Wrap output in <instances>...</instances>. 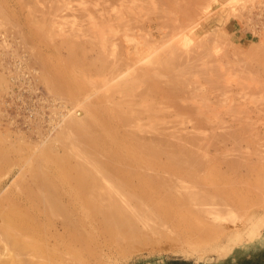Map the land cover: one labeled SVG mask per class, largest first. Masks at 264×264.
Masks as SVG:
<instances>
[{
	"label": "rangeland",
	"instance_id": "1",
	"mask_svg": "<svg viewBox=\"0 0 264 264\" xmlns=\"http://www.w3.org/2000/svg\"><path fill=\"white\" fill-rule=\"evenodd\" d=\"M33 1L0 0V264H264V0ZM87 107L103 125L85 137L111 132L113 125L111 133L149 145L143 151L155 160L139 170L146 185L169 184L179 166L165 157L182 153L192 162L185 167L212 183L206 186L210 197H233L225 198L233 203L223 217V231L203 242L187 241L185 220L178 228L186 226L188 232L172 231L170 223L177 227V220L163 211V198L152 195L135 197L142 207L134 203L127 212H149L142 210L140 220L130 214L134 220L129 217L128 224V217L116 219L120 225L99 218L93 208L88 209L96 215L87 210L91 224L88 219L80 224L75 216L77 232L88 231V238L93 233L89 241L85 233L76 238L75 227L64 222L68 211L71 221L79 207L87 208L85 197L76 199L75 210L71 205L55 210L53 223L46 218V225L36 229L40 232L19 237L20 231L11 230L7 224L18 205L27 206L24 198L30 204L47 194L37 172L43 155L64 153L67 170L84 171L92 163L111 177V157L88 149L85 137L70 130ZM124 119H132L133 126H122ZM187 140L194 148L185 146ZM117 180L141 196L138 186ZM177 182L159 190L176 192ZM33 188L40 193L35 198ZM90 215L96 216L94 223ZM51 231L73 236L59 239ZM8 234L11 245L22 240L23 254L20 246L7 244ZM57 240H62L58 251L68 252L64 258ZM72 247L79 248L81 263L65 261L67 254L76 255Z\"/></svg>",
	"mask_w": 264,
	"mask_h": 264
},
{
	"label": "bare ground",
	"instance_id": "2",
	"mask_svg": "<svg viewBox=\"0 0 264 264\" xmlns=\"http://www.w3.org/2000/svg\"><path fill=\"white\" fill-rule=\"evenodd\" d=\"M34 1H37V0H34ZM49 1L47 0V3ZM50 2H49V4H50ZM34 3H39V0H38V2H34ZM56 10L57 9H55V11ZM83 42L85 43V41H83ZM65 43H66V45L68 44V42H65ZM82 45H84V47H87V45L85 46V44H82ZM82 45H79V47L82 46ZM124 45H122L123 48H124ZM68 46H69V44H68ZM88 46H90V45L88 44ZM126 46H128V45H126ZM73 47H74V45H73ZM79 50H80V48H79ZM87 50H88V48H86V49L84 48V49H82V52L85 51L87 53L89 51V50L88 51ZM134 50H135V53H137V54L140 53V51H138L139 49L136 50V48H135ZM89 52H91V51H89ZM127 52H129V51L127 50ZM131 52L134 53V51H131ZM94 54H96V53H94ZM96 55H92V57L93 56L95 57ZM92 60H93V58H92ZM89 62L91 63V61H89ZM89 62H88V65H92ZM98 62H99L98 64L100 66H102V64H103L102 61L100 62V60H98ZM96 63H97V61L93 65L97 66L98 64H96ZM84 111L85 112L83 113L84 115L82 117L80 116L79 118H74L75 120L73 119L71 124H70V130L74 129L75 131H77L80 134H82L83 137H85L84 135H86L87 133H90V130H94V131L97 130L98 129L97 127H98L99 124L103 125V122H100L101 119L99 120L98 117H96V115L92 111H90L88 107ZM137 119L138 118H136L135 121ZM131 121H133V120L131 119V120H128L126 122V120L124 119L123 122H126V123H122L121 125L122 126L123 125L126 126V124L128 125V123H129V125L131 126V124H130ZM132 126H133V123H132ZM115 128H116V126H115ZM68 129H67V131H68ZM109 130L111 132L114 131L113 125H109ZM64 131H63V133H64ZM111 132H106V134H101V135H100V132H98L97 136H92L91 135V136L85 137V139H84V144H85L86 147H88V149H92V151L101 150L102 152L107 153L108 156L111 157V161L110 162L113 164L114 169L111 170L112 173H111V177L110 178H109V172L108 171H105V170H103L101 168H97L96 166L91 165L92 163H89V165H87V167H89L90 169L86 168L84 171L83 170L78 171L76 169L74 172H72L70 170H67L68 167L70 168V165H69V162L67 161L66 155L64 153L61 156H59V154H58V156L54 155V154H52L53 152H50V153H48L46 155H43L42 156L43 158L42 157L41 158L44 159L46 157L45 158V162L42 161V159L40 158L41 160L39 159L37 163L39 165L40 164L41 165L39 166V165H37V163H36V165H37V168H38L37 172L39 171L40 172L39 176L42 177L41 178V180H42L41 183H43V185L45 184V186H46V187L45 186L42 187L43 186L42 185L41 187L43 189L45 188V191H46L45 193H47V194L42 196V193H43V191H42V193H41L42 197L39 198L40 200L36 198L38 201L34 202L35 196H39L40 193L38 195V193L35 192L36 190L33 188L34 193H37V194L34 195V198H32L34 200H33V202H30V204L28 202L31 199H29L28 197L27 198L29 200L24 198L25 200L28 201L27 202V206L25 207V203H24V206H23V207H25L24 208L25 213L23 212L24 210L22 209L23 210L22 211L23 215H21V208H23V207H20V205H18V210L20 209L19 210L20 212L18 211L14 215L12 220L9 221V223L7 222L8 223L7 225L10 228H12L11 230L20 231L21 233L18 232V235L20 234L19 237H23L28 232H29L30 235H31V233L34 234V233L38 232L39 229L37 231H36V229L39 228L41 223L43 224L44 221H45V225H46V221H47L46 218L48 220L52 218L51 219L52 221L55 220V218H53L55 210H60V208L62 209L61 206H64V207L65 206L66 207L69 206L70 207V205H71L72 208L73 207L75 208L76 204L77 203L79 204V202H78L79 200L78 201L76 200L79 197L80 198L81 197H85L86 200L87 201L90 200V202L88 203L85 200L86 204L80 203V205L84 204L87 207V208H84V209H86V211L84 209H82L84 206L82 208L79 207L80 210L76 208L79 211H81V209L83 211L78 213L77 210H76V214L74 216L71 214V218L74 217L73 220L71 219L72 222L74 221L75 216H76L75 220L80 221V224L81 223L82 224L85 223V221L87 219H88L87 223H89V214L88 213L92 211V210L89 211V209L93 208L94 209L93 211H96L97 215L95 213L91 212L92 215L94 214V215L98 216L99 218H106L108 220L111 219V222H114L116 219H119L121 216L128 217V218H125V220L127 219V221H126L127 223L123 222L121 220L123 222V224L124 223L128 224V222H130L129 221V217L132 218L131 220H134L135 217L138 220H140L141 219L140 216L143 215L142 214V210H143V212L146 211V210L144 211V209H139L138 208L139 210H141L140 216L138 215L137 212L136 213H128L127 212V211L131 212L134 209L135 204L137 205V203L140 204V206L138 205L139 207H142V204H141L143 202V201H141L142 199L137 202L135 200V197L136 198H139V197L140 198L141 197L144 198V197H150V195H152V196H156V197H160L161 196L163 198V200L160 201L159 203H160V206L162 208H164L163 211H165V213L168 214V216H169L170 213H171L170 216L173 214V217L171 216L172 219L173 220L174 219L177 220V221H175V224L178 222L177 223V227L174 225L173 222L170 223V224L173 225V226L171 225L172 228H173L172 231L174 230V228L176 230L178 227H180V226H178V224L181 222L180 220H182V221L185 220L184 221L185 224H188L187 229L190 230V233H188V237L189 238H187V236H184L185 238H187L186 239L187 241L193 242V243H195V242H203V241H205V240H207L209 238H213V237L217 236L220 232L223 231V225L222 224H225V223H223V221L225 222V220H226V218L224 220L223 217L225 215L229 216L228 215L229 212H230L229 208L232 206L233 202L232 203L230 202L231 205L229 204V202L227 203L226 199L229 198L230 196L228 197V195H226V193H225V195H226L225 197H224V195H222L224 198L220 197L221 199H218L219 198L218 197L217 201L214 200V198L210 197L209 194L207 193L209 188H206V186L209 187V185L212 184V183H209V185H208V182H207L208 180H207L206 181L207 184H206L205 180L202 179L203 175L200 176L199 173H197L195 171H189L188 167H185V166H188L189 164H192L191 160H187V158H185V156L182 155V153L181 154H177L176 153L175 156L174 155L166 156L165 157L166 160H170L173 163L175 162L179 166L177 168H174V170L172 171V173H171L172 175L170 176L169 184L165 182L164 185H163L165 188L161 185V183H159L157 185H152V186L149 185V184L146 185V181L143 178V176L140 174L139 170H143V168H144V170L146 171L145 167L148 168V166H150V163H152V161L155 160V157L152 158V156L149 155V152L145 153V151H143L144 146L147 147L149 145L147 144V145L143 146L142 144H144V142H139L141 144V146H140V144H134V142L132 141V136H130L131 133H128V134L126 133L128 136L131 137V138L129 137V139L127 141L121 135L117 136L116 133H111ZM61 135H63V134H61ZM131 135L134 136L135 134H131ZM65 136L67 137V135H65ZM136 138L137 137L135 136L134 139H136ZM138 138H139L138 141L140 139L144 140V138H140V137H138ZM185 141H182V144H186L187 142L184 143ZM147 142H149V140ZM192 142H189L190 145H189V143H187L188 145H185V146H191V148H194V147H192V146H194V144H192ZM147 148H145V149H147ZM191 148L189 147L190 151L193 150V149L191 150ZM189 150H186V151H189ZM146 151H148V150H146ZM192 152L194 153V151H192ZM192 152H190V153H192ZM197 152L195 151V153H197ZM187 154H188V152H187ZM187 154H185V155L187 156ZM193 156H194V154H193ZM189 158H190V155H189ZM42 162H43V164H42ZM84 166L86 167V165H84ZM34 167L35 166L33 165V170H32L33 172H34V169L36 168V167L35 168ZM73 169H75V168L73 167L72 170ZM173 174L175 175V177L173 176ZM116 177H118V178H116ZM114 178H115V180H114ZM119 178L123 179L124 183H128L127 185L129 187L138 186L140 188V190L142 189L143 192L140 191L141 196L138 195L132 188L129 189V190H126L124 188L125 186L122 187V186H119V185L115 184L114 181H116ZM176 178H178V179H176ZM204 178L207 179V177H205V176H204ZM134 179L137 180V181H135L137 183L134 182V184H136V185L133 186L132 185L133 183H131V182ZM177 180H179V182H177ZM39 181H40V179H39ZM174 181L177 182L178 184L180 183L182 185V187H180L181 185L179 186L180 190H178L176 192L174 190V191L169 192V193H162V191L159 190L161 187H163V189L169 188L171 186L170 183L172 184V182L174 183ZM108 183H109V186H108ZM212 187H214V186H212ZM215 188L218 189V187H215ZM39 189H41V188H39ZM33 190H32V192H30L31 190L29 191L31 193V196H32ZM27 193L28 192H26V194ZM235 194H237V193H235ZM14 195H16V194L14 193ZM17 196H18V194H17ZM17 196L16 197L11 196V197L17 198ZM25 196H27V195H25ZM234 196H235L236 199H237V197H239L238 194H237V196L236 195H234ZM232 198H229V199H231L229 201H234ZM64 199L67 200L68 204L64 203ZM222 199H224V200H222ZM242 199H244V197ZM91 200H92L93 203H91ZM237 200L239 201L240 199H237ZM81 201H82V198H81ZM245 201H246V199H245ZM83 202H84V199H83ZM18 203H21V202H18ZM87 203L90 204L89 205L90 207L88 206ZM239 203H240V201H239ZM22 204L23 203H21V205ZM92 204H94V205H92ZM76 207H78V205ZM87 210L89 212H87ZM139 210H138V212H139ZM65 211H67V210L65 209ZM147 211H146V213H147ZM68 212H67V215H66V216H68V218L65 216L66 218L64 219V222L68 221V223L66 222L67 224H69L72 227L73 226L75 227V229H74L75 232H73V234L74 233L77 234V236L75 234L76 238H78V236H79L81 239L84 237L85 239H88V241L91 240V237H93L92 236L93 233H92V235L90 234V236H89L90 238H88V236H86V234H88V231L86 233H85V231L83 232V230L81 231V233L76 231V230L79 229L80 224H79V227H78V226H76L77 223L76 224L74 222H73L74 224L69 223L70 220H67V219H70V215H69L70 211H68ZM125 213H126V215H125ZM58 214L59 213H56V215H58ZM130 214L135 215L134 219H133V217ZM146 215H147V217H146ZM168 216H167V218H165V220L168 219ZM90 217H91L90 221H92L94 223L96 218L94 216H91V215H90ZM93 217L95 218V220L93 219L94 221L91 220ZM144 218L147 219L148 218V214H145ZM228 219H230V218H228ZM228 219H227V221H228ZM51 220H49V221H51ZM52 221H51V224L53 223ZM61 221H63V220H61ZM99 221H101V220H99ZM105 221L106 220L103 219V222H105ZM117 221L118 220H116V224H119V222L117 223ZM121 221H120V223H122ZM184 222H182L183 225H181V227L184 226ZM89 224H91V223H89ZM170 224H168V225H170ZM47 225H49V224L47 223ZM119 225H117V226H119ZM161 225H163V224H161ZM185 227L186 226L182 227V229L178 228L179 230L178 229L177 230L180 232V230H183V228H185ZM49 228H51V226L48 227V230H50ZM52 228L55 229L56 228L55 225ZM89 228H90V226H89ZM54 229H52V230H54ZM167 229H169V231H171L170 230L171 227L167 228ZM185 229H184V231H181V233H186L185 231H187V232L189 231V230H187V229L185 230ZM62 230L63 229H61V233H62ZM40 231L41 230H39V232ZM51 232H53V231H51ZM55 232L56 231L51 233L52 236H54ZM58 232H60V231H58ZM65 232H66V230H65ZM63 233H64V231H63ZM67 233L69 234V232H67ZM80 234L81 235L84 234L85 236L81 237ZM55 235H57V232H56ZM7 236L9 237V234ZM62 236H60V237L58 236V238L60 239L62 237L64 239L68 240L73 235L72 234L68 235V237L70 236L69 238L66 237L67 234H65L66 238L64 237L63 234H62ZM12 237L15 238L16 235L13 236L11 234V240L16 241V239H12ZM19 237H18V239H19ZM7 239H9V241ZM7 239L5 238V240H7L9 243H7V241H5V242L7 244H10L11 243L10 242V237L7 238ZM51 239H52V241H54L55 237H51ZM64 239H62L63 242H61L62 240L61 241L59 240V241L61 243H64ZM74 240H76V239H74ZM74 240H71V241H73V243L76 244L78 240H76V241H74ZM20 241H22V240H19V243H17L18 241L14 242L15 244H13V242H12V245L10 244V246L11 247L14 246L13 248L15 249V246L18 245V248L20 246V249H18V250H21L23 248V244L20 243ZM59 241L57 240V244H55V246L57 248V252H59L58 248L59 249L61 248V247H58V245H59L58 242ZM23 242H24V240H23ZM49 244L54 245L53 243H49ZM52 245H50V247L52 249H54V251H56V249L53 248L55 246L52 247ZM64 247H67V246L66 245L63 246V249H64ZM75 247H77V246H75ZM71 249L74 250L75 248L72 247ZM71 249H70V252L73 253V251ZM78 249L79 248H77V250L75 249L77 252H76V255L73 256V257H71L72 254L70 256H68L69 254H67V256H65L66 257L65 261L70 260V259H67L68 257H70V258H72L75 261L77 260L78 263H81L80 262V258H79L80 256L78 257V255H79ZM18 250L16 248L17 252H18ZM66 250L67 249H64V251H66ZM75 250H74V252H75ZM24 251L25 250L20 251V252H22V254H23ZM20 252H18V254ZM62 253H60V254L62 255ZM65 253H68V252H64L63 254L65 255ZM54 254H57V253L55 252ZM64 255H62L63 258H64ZM76 256H77L78 259H74V258H76ZM72 259L70 260L71 262L73 261ZM70 261H68V262L71 263ZM62 264H64V262Z\"/></svg>",
	"mask_w": 264,
	"mask_h": 264
}]
</instances>
